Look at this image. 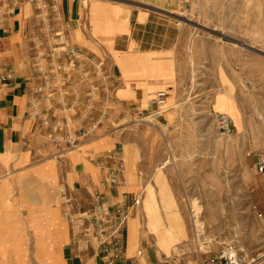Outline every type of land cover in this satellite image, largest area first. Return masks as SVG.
Listing matches in <instances>:
<instances>
[{"label":"rangeland","instance_id":"obj_1","mask_svg":"<svg viewBox=\"0 0 264 264\" xmlns=\"http://www.w3.org/2000/svg\"><path fill=\"white\" fill-rule=\"evenodd\" d=\"M46 1L56 5L59 0H36L43 32L33 45L38 59L34 65L40 76H56L60 90L58 97H50L39 122L58 149L60 165L64 154L76 152L104 166L108 184L121 185L123 174L130 184L138 180L139 192L131 195L129 206H120L124 247L133 226L137 250L149 247L161 260L202 264L210 256L232 251L247 255L253 264H264V174L255 167L264 153V0H98L123 13L154 9L155 18L179 30L174 73L179 79L163 90L164 108L153 100L155 109L145 113L116 98L118 71L102 43L86 42V20L82 18L74 35L64 32L56 23L57 11L50 17ZM131 27L135 41H143L141 50L150 49L158 37L176 35L162 25L142 28L132 21ZM102 34L111 45L114 33ZM218 114L230 121L232 133L227 137L217 128ZM138 154L143 163L148 160L149 176L145 168L140 177L129 176L132 169L136 174L133 158ZM44 159L29 165L41 166ZM5 165L0 181L18 179L15 163ZM149 189L154 207L146 197ZM20 195L12 191L8 201ZM66 197L61 196L65 211ZM102 197L94 196L84 211L69 202L75 224L77 220L96 231L94 221L81 219L94 216L95 200L104 207L101 212L117 211ZM193 202L200 208L203 231L193 224ZM27 228L20 205L0 208V264H39L36 238ZM70 228L79 241L78 229L72 224ZM80 243L100 251L95 237L75 246Z\"/></svg>","mask_w":264,"mask_h":264},{"label":"crops","instance_id":"obj_2","mask_svg":"<svg viewBox=\"0 0 264 264\" xmlns=\"http://www.w3.org/2000/svg\"><path fill=\"white\" fill-rule=\"evenodd\" d=\"M46 3L50 17H55L57 11L56 23L64 27V32L74 35L82 18L86 20L89 35L86 42L90 45L102 43L104 54L118 71V76H114L116 98L123 104L135 106L138 113L152 112L155 109L153 95L169 90L179 79L174 75L179 63L176 56L181 40L179 30L171 22L155 18L154 9H132L123 13L98 0H59L56 5L49 1ZM41 17L36 0H0V176L9 161L20 170L18 179L0 181V208L14 206L15 203L22 207L27 230L36 238L34 255L39 264H105L97 249L85 247L82 243L75 246L79 241L65 218L61 196L66 193V199L77 202L76 207L81 211L90 208L91 199L96 195H103L108 206H129L134 198L131 195L138 193L140 186L138 180L136 185L128 183L124 174L121 185L108 184L104 166L85 161L80 153H66L63 163L60 165L58 162V149L46 139L39 122L50 97H58L60 90L54 83L56 76H48V79L40 76L34 65L38 59L33 45L36 44V36L43 32L39 24ZM132 21L142 28L149 24L162 25L176 35L172 38L166 34L162 40L158 37L150 49L141 50L143 41L136 42L133 38ZM102 33H114L111 45L106 44ZM8 75L11 79L7 85L2 78ZM37 89L41 92L36 93ZM67 89L65 94L70 93L69 87ZM219 103L223 102L220 100ZM33 113H36L35 117H32ZM38 157L41 160L46 158L45 163L31 167L29 162ZM133 159L137 171L134 175V169L130 170V177H140L143 168L146 176L151 174L148 160L143 163L139 154L137 159ZM12 191L21 195L8 201ZM147 191V200L154 207L152 191ZM131 227L124 258L113 264H180L179 261L161 260L149 247L137 250L139 245Z\"/></svg>","mask_w":264,"mask_h":264},{"label":"built area","instance_id":"obj_3","mask_svg":"<svg viewBox=\"0 0 264 264\" xmlns=\"http://www.w3.org/2000/svg\"><path fill=\"white\" fill-rule=\"evenodd\" d=\"M11 76H4L2 82L4 84L9 83ZM41 89H37L36 93H40ZM156 104L157 106L164 107L167 101L166 92H159L156 94ZM156 115V114H155ZM216 125L220 132V135L227 137L232 133V128L228 117L224 114H218L216 116ZM255 167L258 173L264 174V153H260L256 159ZM66 195V193L64 194ZM71 199L65 200V204H70ZM95 204L98 205L95 207L94 216L91 218L81 217V219L86 220L89 223L95 222L97 229L95 232L90 230L89 227L84 226V223L80 224L75 220L71 215L70 206L66 207V216L68 215V220L70 224L75 226L78 229L79 241L87 242L91 237L98 239V249L101 253L102 261L105 264H113L117 261L123 259L124 255V245H123V229L125 226V220L122 218L121 208L118 207L117 211L112 214L107 208L103 212L101 209H104L100 205L99 200H95ZM88 226V225H87ZM202 264H253L252 260H249L247 255L239 252L232 251H223L219 254L208 257L203 261Z\"/></svg>","mask_w":264,"mask_h":264},{"label":"bare ground","instance_id":"obj_4","mask_svg":"<svg viewBox=\"0 0 264 264\" xmlns=\"http://www.w3.org/2000/svg\"><path fill=\"white\" fill-rule=\"evenodd\" d=\"M191 44V43H190ZM192 45V44H191ZM190 45V46H191ZM156 99V95H155V97H154V100ZM221 100V99H220ZM224 100H223V98H222V102H223ZM155 104H156V101H155ZM157 105V104H156ZM158 107V106H157ZM160 108H164V107H160ZM155 117H157L158 118V114H156V115H154ZM199 212H200V208H199V206H198V204L196 203V202H193L192 203V205H191V210H190V213H191V218H192V220H193V224L195 225V227H196V229L197 230H202V228H201V224H200V221H199V218H201L200 217V214H199ZM202 213V212H201ZM178 220H180L179 218H178ZM179 222V221H178ZM202 223V222H201ZM179 224V223H178ZM180 225V224H179ZM182 225V224H181ZM181 225H180V227H181ZM203 228H204V225L202 226ZM132 231V230H131ZM131 231H130V233H131ZM203 231V230H202ZM180 232V231H179ZM186 232V231H185ZM198 232V231H197ZM188 233V232H187ZM188 237V236H187ZM186 237V238H187ZM190 238V237H189ZM199 242V241H198ZM200 244V243H199Z\"/></svg>","mask_w":264,"mask_h":264}]
</instances>
